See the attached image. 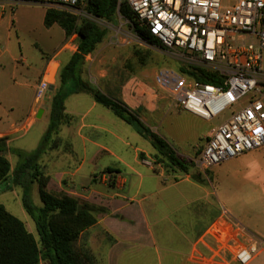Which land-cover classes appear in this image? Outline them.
Here are the masks:
<instances>
[{
    "label": "crops",
    "instance_id": "crops-1",
    "mask_svg": "<svg viewBox=\"0 0 264 264\" xmlns=\"http://www.w3.org/2000/svg\"><path fill=\"white\" fill-rule=\"evenodd\" d=\"M22 5L25 4L17 5L13 13L0 7V30L9 33L3 41L5 48L0 52V140L7 148L31 152L13 144H20L31 126L44 120L45 130L37 136V143L40 142L48 124L51 97L48 93L42 105L34 106V97L26 92L25 79L17 78L25 59L21 54L11 52L9 41L11 34L17 35L13 15ZM45 10L43 8V19ZM55 26L62 32L60 46L56 52L45 54L36 69L40 81L48 77V70L55 66L53 81L49 82L53 93L58 86L59 70L76 51L77 45L76 35L65 37L58 25L47 30ZM88 70L91 75L86 76L83 72V81L125 105L175 152L171 143H177L181 150L180 154L176 152L177 155L191 161L200 153L213 128L208 132L196 128L192 143L186 148L181 147V137L171 134L164 125L166 116L180 108L164 98H157L152 89L133 86L134 80L122 85L117 76L109 75L105 70ZM39 109H43V114L37 118ZM64 114L69 121L59 128L60 145L52 148L47 157L42 155L37 166L49 178V184L56 181L59 184L66 178L75 182V176L84 166L99 168L98 172H90L85 182L88 189L84 199L107 209L96 224L82 233L90 264H193V254L210 256L219 247L225 232L236 229L228 216L264 241V232L252 221L243 222L226 210H219L208 169L199 172L191 168L188 174L182 173L177 179L176 174L172 177L157 171V167L151 164L154 150L150 152L142 148L138 139L142 137L134 128L97 104L90 95L68 96L64 101ZM4 155L9 159V152ZM14 167L11 166V171ZM64 167H74L75 170L67 174L62 170ZM107 169L113 172L107 173ZM104 173L111 175L114 188L108 187L104 178L100 181L99 177ZM236 239L245 243L242 236L237 235ZM159 243L167 244L170 250L158 252L156 246ZM149 249H154V254ZM259 256L260 253L249 264H264ZM223 258L229 264H235L230 254L223 255Z\"/></svg>",
    "mask_w": 264,
    "mask_h": 264
},
{
    "label": "built area",
    "instance_id": "built-area-1",
    "mask_svg": "<svg viewBox=\"0 0 264 264\" xmlns=\"http://www.w3.org/2000/svg\"><path fill=\"white\" fill-rule=\"evenodd\" d=\"M85 1L0 0V7L13 13L17 5L31 4L84 17ZM124 1L167 55L183 66L181 72L161 70L156 76L157 85L171 96L174 105L207 122L225 115L191 160L194 169L204 172L225 160L263 149L264 0ZM48 89L49 82L40 80L34 106L44 103ZM228 218L236 229L225 232L210 256L193 254V264H229L225 254H230L235 264H249L264 252L263 240ZM237 235L245 243L238 242Z\"/></svg>",
    "mask_w": 264,
    "mask_h": 264
},
{
    "label": "rangeland",
    "instance_id": "rangeland-1",
    "mask_svg": "<svg viewBox=\"0 0 264 264\" xmlns=\"http://www.w3.org/2000/svg\"><path fill=\"white\" fill-rule=\"evenodd\" d=\"M43 8L45 7L31 4L19 6L13 15L17 35L10 33L9 41V47L12 48L11 52L16 55L21 54L25 59V63L22 64L20 72L17 73V78H21L19 79L21 81L25 79V83L27 84L26 92L29 96L33 97L35 92L33 88L39 82V75L36 69L44 59L45 54L56 52L62 39V32L57 26L51 30H47L42 25ZM78 18L92 20L107 31L105 38L95 48L93 53L86 56L81 68V74L84 72L86 76H89L91 74L88 69H102L107 71L109 75L117 76L118 81L122 85H126L134 80L133 86L142 85L147 89H152L157 98H164L169 104H174L171 96L157 85L156 76L161 70L181 72V67H183L181 64L170 58L167 55L168 53L163 49L157 46H150L139 40L130 27L129 22L118 13L114 21L110 23L90 15L88 16V14L87 16ZM7 34L9 35V33ZM7 34L5 30H0V36L2 35L0 52L5 48L3 41ZM262 68L264 69V57ZM54 70L55 66L50 67L47 72L48 77L44 79L52 82ZM48 90L50 93L49 96L52 97L53 89L49 86ZM224 116L221 115L207 122L181 109L178 111L173 110V113L171 112L166 116L164 125H166L165 127L168 128L171 134H175L176 137H181L183 142L180 146H185L186 148L188 144L192 143L191 140L195 135L196 128L200 127V129L208 132L212 128L219 126L225 118ZM45 127L44 120L38 121L28 130L26 138L20 144L15 143L13 146L34 151L39 144L37 143V136L45 130ZM128 127L132 129L130 126ZM160 130L162 131V129ZM22 132L23 130H20V133ZM138 139L141 141L142 148L146 151L153 152V148L148 141L142 138ZM171 144L176 152L180 154L181 150L179 149V145L177 143ZM51 150L52 148L48 146L44 153L45 155H43L47 157ZM4 153L0 152V155L5 157ZM7 160L10 167L12 166L13 168L15 166L19 168V174H21L22 181L25 184L12 185L10 183V177L6 181L0 182V205L11 215L22 221L27 231L33 235L35 241H38L35 224L30 215L23 209L21 203L23 193L26 189L28 190L30 204L35 208L42 206L38 195V183L32 179L34 166H23L22 160L11 153H9V159ZM151 164L154 166V159H152ZM155 166L157 167V171L163 172L166 176L170 175L174 177V174H176L175 179L182 174L181 172L172 171L164 162L163 164H155ZM49 170L50 172H54V169ZM62 170L67 174H71L75 168L64 167ZM208 170L207 174L212 178L215 192L214 199L218 204L219 210H226L237 220L243 222L245 220L252 221V223L260 227L264 232V148L225 160L216 167H211ZM94 171L98 172L99 168L93 169L84 166L79 169L78 174L75 176V182L72 180L69 181V178H66L59 184L57 181L49 184V178L44 175L41 169L39 170L48 179L45 185L47 192L56 197L68 196L75 199L80 209L83 205L91 208V213L95 220L94 224H96L99 217L107 213V209L96 206L98 204H91L84 199L85 190L88 189V185L85 182L88 181L90 172ZM110 176L104 173L99 178L100 181L104 178L105 180L103 181L112 189L114 188L115 182L112 181V177ZM86 229L80 231L78 238L72 244V248L75 253L80 255L84 264H90V258L86 255L89 252L84 249V240L81 238L83 231ZM149 250L151 251L150 253L154 254L152 252L154 249ZM156 250L162 253V251H169L170 248L167 244L159 243L156 246ZM259 259L264 262V252L260 253ZM41 264H47V262H41Z\"/></svg>",
    "mask_w": 264,
    "mask_h": 264
},
{
    "label": "trees",
    "instance_id": "trees-1",
    "mask_svg": "<svg viewBox=\"0 0 264 264\" xmlns=\"http://www.w3.org/2000/svg\"><path fill=\"white\" fill-rule=\"evenodd\" d=\"M83 10L88 15L109 23L114 21L118 13L129 22L139 40L163 49L148 29L139 23L135 13L124 0H86ZM43 24L46 28L58 25L67 38L76 35V51L59 70L58 86L50 101L47 128L37 148L32 152L19 151L7 148L0 140V152L16 155L22 160L23 166H34L32 179L38 183V195L42 204L39 208L32 206L28 199V190L25 189L21 203L35 224L38 241H35L22 221L0 205V264H84L80 255L73 250L72 244L81 230L94 224L92 209L83 205L78 210L79 204L75 199L68 196L56 197L47 192L45 185L48 179L39 172L37 166V161L48 146L55 148L60 145L57 136L59 128L69 121L64 114V101L68 96L78 93L90 95L97 104L109 109L117 118L132 126L153 148L154 165L164 162L172 171L184 174H188L189 169L193 167L190 160L177 155L167 142L147 128L125 105L82 80L81 68L85 57L92 54L105 38L107 31L104 28L92 20L79 19L55 8H46ZM199 80L207 82V79ZM19 172L18 167L11 171L8 160L0 155V182L10 177L12 185L25 184ZM106 172L113 171L107 169Z\"/></svg>",
    "mask_w": 264,
    "mask_h": 264
},
{
    "label": "water",
    "instance_id": "water-1",
    "mask_svg": "<svg viewBox=\"0 0 264 264\" xmlns=\"http://www.w3.org/2000/svg\"><path fill=\"white\" fill-rule=\"evenodd\" d=\"M42 114H43V109H39L37 113V118H40ZM78 209H80V207Z\"/></svg>",
    "mask_w": 264,
    "mask_h": 264
}]
</instances>
